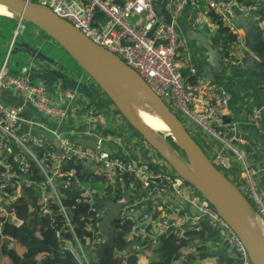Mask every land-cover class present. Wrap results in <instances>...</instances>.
<instances>
[{"label": "built area", "instance_id": "1", "mask_svg": "<svg viewBox=\"0 0 264 264\" xmlns=\"http://www.w3.org/2000/svg\"><path fill=\"white\" fill-rule=\"evenodd\" d=\"M29 1L48 7L94 43L121 58L139 73L174 113L191 124V135L198 131L214 142L215 146L207 147L215 150L211 153L221 166L219 169L264 218V188L258 183L257 169L234 134L235 121L230 118L228 123L225 122L229 96L219 85L206 82L199 74L188 53L189 43L178 29V18L187 8L193 9L194 25L205 22L217 29L219 23L210 20L212 14L219 16L221 25L234 36L233 50L222 56L221 61L244 66V51L248 50L245 32L230 20V16L237 12L249 14L253 6H243L237 0H165V9L171 17V22L165 23L158 22L152 7L155 0ZM255 19L263 29V19L259 15ZM184 70L196 75L195 83L185 80ZM2 91H10L18 96L43 117L28 120L32 128L40 129L39 135L31 131L22 132L21 123L25 119L21 114L24 107L3 101ZM67 96L71 98V94ZM67 116V107L54 104L42 82L33 81L24 74H12L5 65L0 68V229L5 222L16 227L23 223L17 217L15 204L26 188L34 186L37 214L50 217L53 214L52 206L57 205L63 221L61 231H57V245L60 250H71L81 264H90L89 249L106 241L98 228L106 206L95 204L103 198L119 203L118 213L112 222L117 236L124 230L134 235L132 241L127 240L125 260L133 253L141 255L146 247L157 244V236L151 234L155 230L150 225L154 212L159 211V234H172L181 239L188 230L199 231L201 225L206 224L221 235L226 241L225 245L233 248L232 264H252L240 238L215 207L186 183L134 130L137 138L143 139L145 147L128 143L134 146L131 152H115V148H119L118 138L112 140L110 147L106 143L108 137L91 127L100 125L105 128L108 123L106 116L100 112L88 114L84 117L79 135L93 140L96 145L83 146L73 140L72 135L77 130L67 126ZM247 117L264 134L260 110L252 109ZM71 161L86 167L97 166L101 170H89L90 174L80 179L76 168L67 165ZM85 180L90 183L96 181L98 187L84 186ZM56 183L73 193L68 199V210ZM71 183L77 188V194L71 189ZM125 195L129 196L127 200ZM79 205H86L84 211L74 214ZM150 216L151 220L146 224L145 220ZM80 224L91 232V241L83 237ZM61 233L71 237H64ZM189 253H193L191 249H183L178 260H184Z\"/></svg>", "mask_w": 264, "mask_h": 264}, {"label": "water", "instance_id": "2", "mask_svg": "<svg viewBox=\"0 0 264 264\" xmlns=\"http://www.w3.org/2000/svg\"><path fill=\"white\" fill-rule=\"evenodd\" d=\"M0 6L5 7L10 13H0V15L29 22L61 46L100 87L125 121L140 134L146 143L186 183L193 186L215 207L240 238L252 264H264V218L258 214L223 171L215 166L177 114L150 89L136 70L114 53L94 43L69 21L57 16L40 3L29 0H0ZM152 7L158 22H171V17L165 9V0L153 1ZM253 13L251 11L248 15L237 14L231 17V21L245 33H254L258 28ZM205 31L202 33L190 29L185 31V34L189 39L201 44L200 55L203 57L198 56L196 62L192 61L203 79L212 82L214 74L222 73L224 66L219 52L207 40L208 29L206 28ZM148 35L151 36L152 33L149 32ZM263 49L264 35L262 40L249 46L251 54L244 59L247 67L257 72L263 70L264 73V65L257 58L259 51ZM145 116L156 117L164 124L166 130L155 128ZM225 122L228 123L229 119L225 118ZM92 126L105 134L100 125ZM73 140L83 146L95 147L96 145L93 140L80 136L74 137ZM71 189L77 194L78 190L74 183H71ZM128 198L129 196L125 195V199ZM95 204L106 206V212L98 227L101 234L106 237V241L96 248L89 249V252L104 258L105 249L115 245L114 241L118 232L112 227V222L118 213L119 203L110 198H103L97 200ZM85 207L86 205H79L74 214L83 212ZM135 214L137 215L138 212ZM150 220L151 216L145 220V223H149ZM45 227L51 232L50 242H47L44 236L37 234L36 226L29 227L24 223L18 225L16 239L22 235L28 237V242L37 243L35 246L37 252L40 247L45 248L50 253L47 257L53 261L57 260L56 264H81L71 250L59 249L57 231L51 226L49 217ZM225 244L226 241H223L220 246ZM237 261L241 262V259Z\"/></svg>", "mask_w": 264, "mask_h": 264}, {"label": "crops", "instance_id": "3", "mask_svg": "<svg viewBox=\"0 0 264 264\" xmlns=\"http://www.w3.org/2000/svg\"><path fill=\"white\" fill-rule=\"evenodd\" d=\"M254 1L256 6H253L252 9V12H254V19L259 15L264 22V0ZM192 13L193 9L187 8L179 16L178 29L185 37V31L192 29L205 33V29L207 28V40L210 41V43H212L217 49L221 59V57L226 55V53L230 50H224L222 46V49L215 46L216 44L214 45L210 37H208L210 26H208L205 22L200 23L203 25V29L200 28V25H194L192 21ZM237 14L243 13L237 12L236 15ZM236 15L230 16V20L231 17ZM0 17H3L5 20H7L4 22L14 23L15 27L17 26L19 29L22 27L20 24L22 21L2 15H0ZM210 21L215 23L213 20ZM256 24L257 27L260 28L257 22ZM16 29L14 30V33H16ZM260 29L264 31V28ZM44 35L40 36L41 40H39L38 44L34 43L37 40L36 37L33 38L31 43L26 42L25 40L17 42L16 49H18L19 54H25L28 58L26 65H20L19 60L16 59L10 66H8L9 61L6 58L0 68L5 65L6 70L12 74H24L33 81L42 82L46 86L53 103L67 107L68 116L66 117L65 122L69 128L77 130V132H74L72 135V138L76 136L82 137L79 134L83 129L84 117L86 115L100 112L108 118V121L110 122L109 124L112 125V128L108 129L107 127H102L105 131V134L101 133L100 131L99 133L110 137L112 140H116L114 137V132L121 129L122 131L120 133V138H118V142L122 143L123 145L118 143L119 148L116 147L115 152H131L134 149V146L131 147L128 145V143L133 144V142H135L137 138L135 132L131 130L130 127H128L125 120L118 114L117 109L110 99L101 91L100 87L80 67L79 69L82 71V73L67 70L63 67L60 59L49 53L51 51L49 46L53 45V41L49 36L46 34ZM13 36L10 39V44L14 38ZM2 39L5 40L4 36ZM186 39L189 43L188 53L190 54V58L196 62V58L198 56L203 57L200 55V51L202 49L201 44L196 40L189 39L188 37ZM47 45H49L48 48L43 50V48ZM3 46H6L5 43ZM244 52L246 54L245 56L251 54L249 49L245 50ZM7 54H9V51H7L6 55ZM253 57L255 56L253 55ZM257 58L259 59V57ZM223 66L224 70L222 73L214 74V80L212 82L216 85H219L229 96L227 118H231L232 121H235L236 126L234 129V134L239 139L240 147L247 153L253 166H255L257 169L258 183L264 188V134L262 133V130L247 117L252 109H259L264 121L263 70L257 72L247 67L246 63L244 66H235L223 63ZM208 67L210 68V66ZM67 94H71V98L68 97ZM1 98L3 101L13 105H23L24 110L22 111L21 117L25 120L21 123L22 132L27 133L31 131L35 135L40 134V129L32 128L28 123L30 118H43L31 105L23 103V101L18 96L12 94L10 91H2ZM91 127L93 128V126ZM194 135H198L206 146L216 145L214 142H210L209 139H204V136L198 131H195ZM43 138H45V136ZM135 146H137V144ZM138 147H145L143 141L142 145ZM211 149L212 152H215L213 147H211Z\"/></svg>", "mask_w": 264, "mask_h": 264}, {"label": "trees", "instance_id": "4", "mask_svg": "<svg viewBox=\"0 0 264 264\" xmlns=\"http://www.w3.org/2000/svg\"><path fill=\"white\" fill-rule=\"evenodd\" d=\"M241 5L243 6H255L254 0H237ZM256 7V6H255ZM260 11V10H259ZM261 12V11H260ZM262 13V12H261ZM212 20L216 23H219V27L215 29L214 33L215 36L212 40L215 46L217 47H223L224 50H231L234 48V36L232 33L226 28L221 25V21L219 16L212 14ZM42 32V31H41ZM262 40V34L261 30L258 29L254 33H246L245 34V42L249 48V46L257 41ZM259 59L261 60L262 64L264 65V49L262 51H259ZM184 78L189 83H195L196 81V75L190 74L187 70L183 71ZM102 91V90H101ZM103 92V91H102ZM104 93V92H103ZM105 94V93H104ZM106 95V94H105ZM124 119V118H123ZM187 129V128H186ZM188 130V129H187ZM135 131V130H134ZM136 132V131H135ZM190 133V132H189ZM138 134V132H137ZM140 135V134H138ZM193 137V135H191ZM194 138V137H193ZM195 139V138H194ZM169 140H171L169 138ZM196 140V139H195ZM198 143V142H197ZM178 148V147H177ZM67 165L73 166L77 170V174L80 179H85L84 176H88L90 174L89 170L87 173H85V167L84 165L78 163V162H70ZM36 188L34 186H30L24 190V193L22 197L19 199V201L15 204L16 206V214L17 217L20 218L24 224H26V219L28 217L31 218L32 226H36L37 232L40 234V236H44L46 238L47 242L51 241V232L49 229L45 227V224L47 222V216L46 215H38V205L35 202V197L37 195L35 194ZM64 203L69 205V201L65 200ZM31 207V208H30ZM53 214L49 217L51 226L56 231H61L62 228V217L61 213L57 211V206L53 205ZM76 217L74 221H77ZM27 225V224H26ZM80 227L82 228L83 237L86 240L91 241L92 234L90 231H87L86 229H83L82 224H80ZM18 233V228L10 223H3L2 228L0 229V246L1 253L4 256H7L10 259V262L8 264H56L57 260L53 261L47 255L43 256L41 258V263L37 261V256L42 250H46L43 247H40L38 252L36 251L35 246L37 245L36 242H28V237L22 235L21 237L17 239H21L24 241V244L26 246V251L19 255L18 252L15 250V247L8 246L7 243L4 244L5 237L11 236L13 238H16ZM8 234V235H7ZM64 237H71L70 235H67L65 233H61ZM125 230L120 232L119 235L115 239V246L121 249H125L127 246L126 244L128 241L125 240ZM214 234V232L209 228L208 225L204 224L201 225V229L199 231H195L194 229H190L187 231L186 236L184 238L178 239L172 234L167 233H160L157 235V244L154 246L155 251H157V257L154 259H150V264H173L174 261H176L180 255V252L183 249H190V247H193L195 245L191 244V240L193 239H199L202 240L205 236L209 237L210 235ZM6 235V236H4ZM221 244V243H220ZM219 244V246H220ZM15 245V243H14ZM197 247V246H196ZM111 247H107L105 249L106 256L104 258H99V261L97 264H116V260L113 259L110 252ZM47 254H50L46 250ZM209 254L206 252V250L197 251L196 254L189 253L186 255L184 261V264H190V261H193L195 258L204 260ZM139 260V254H131L129 255L126 260L125 264H137ZM218 264H232V259L230 257H221L218 260Z\"/></svg>", "mask_w": 264, "mask_h": 264}, {"label": "rangeland", "instance_id": "5", "mask_svg": "<svg viewBox=\"0 0 264 264\" xmlns=\"http://www.w3.org/2000/svg\"><path fill=\"white\" fill-rule=\"evenodd\" d=\"M4 21H7V20H5V18H3V17H0V43H1L0 44V66L4 63V60L6 58L9 61L8 66H10L16 59L19 60L20 65H22V66L26 65L28 58L25 54H19L18 49H16L17 42H21L22 40L23 41L25 40L26 42L31 43L33 38L36 37L37 40L34 43L38 44L39 40H41L40 36L44 35V34H42L43 32L41 33V31L39 30L40 31V33H39L37 28H35L29 22L22 21L20 23L22 27H20V29H19L17 26L15 27L14 23L4 22ZM197 25H200V28L203 29L202 24H197ZM15 29H16V33H14ZM214 30H215V28L213 26L209 27L208 37H210V39H213L215 36ZM36 31H37L38 35H37ZM13 34H14V36H13ZM3 36H4L5 40L2 39ZM12 36L14 38L12 40V43L10 44V39L12 38ZM52 41H53V45H50V46L47 45L43 48V50H45L49 46L51 49V51L49 53H51V55L55 56L56 58L60 59L62 62V65L65 69L70 70V71H75L78 73H82V71L79 69L78 64H76L75 60L61 46H59L53 39H52ZM4 43L6 45L5 47L3 46ZM7 51H9V54L6 55ZM177 116L183 122V124L188 129V131L191 133V130H193V128L191 127V124H189V123L187 124V122L185 120H183V117L181 115H179L178 113H177ZM109 123L110 122L108 121V124L105 125V127H107L108 129H111L112 125ZM127 125H128V127H130V129L134 130L133 127H131L128 123H127ZM188 125H189L190 129H189ZM121 131H122L121 129L116 130L114 132V137L120 138ZM202 135L204 136V139L207 138L204 134H202ZM193 137L196 139V141L199 143V145L202 147V149L206 152V154L209 156V158L213 161V163L218 168L221 169V166H219V164L214 159V157L211 153L212 149H208V147L204 144V142L200 139V137L198 135H193ZM106 143L111 146L112 139L110 137H108L106 140ZM133 144L134 145L137 144V146H141L142 141L140 139L136 138V140H135V142H133ZM113 148H115V147H113ZM150 150L153 151L152 149H150ZM94 168H98L101 170V168L97 167V166H88V167H85V173H87L88 170H93ZM230 178H232V177H230ZM55 185H56L58 193L61 196L63 202L65 200H68L70 197H72L73 193L71 191H65L62 188V186L59 185L58 183H56ZM89 185H93L95 187H98V183L96 181H93V183H90L89 180H85L84 186H89ZM188 188H191V187H188ZM106 194L109 195V193H106ZM55 206H57V205H55ZM65 206L68 210V204L67 205L65 204ZM160 220H161L160 212L155 211L153 214V221L150 225V228L154 229L155 231H151V234L156 235V236L159 234L160 227L158 224H159ZM26 224H27V226L32 225L30 217H28L26 219ZM37 234L40 235L38 232H37ZM4 236H6V235H4ZM124 238L126 241L127 240L132 241L134 239V235L132 233H126ZM222 242H223V239H222L221 235L218 233H214V234L210 235L209 237L205 236L202 240H199V239L191 240V244L195 245L193 247H190V249L192 250L193 253H196V251L199 249H200V251L203 249V250H206V252L209 255L206 257V259H204V261L203 260L199 261L197 258H195L193 261H190V264H203V263H205V264H218V260L221 257L227 256V257L232 258V256H233V250L232 249L233 248L230 245L219 246V244ZM6 243L8 246L10 245V247L14 246L15 250L18 252L19 255L23 254L26 251V246L24 245V241L21 239H16V238H13L11 236H6L4 244H6ZM13 243H15V245H13ZM2 245L3 244H1L0 246H2ZM109 247H111V246H109ZM133 248H134V246L132 247V249ZM110 252H111V256L113 257V259H116L117 264H124L125 263V249L118 248L114 245L111 247ZM38 255L39 256H37V261L39 263H41V258L43 256L47 255V252H46V250H42ZM155 257H157V251H155V247L154 246H148L144 249V251L141 253V255H139V260H138L137 264H150L149 263L150 259H154ZM9 260L10 259L7 256L2 255L1 249H0V264H8L10 262ZM88 261L90 264H97L99 261V257L94 255V254H88ZM84 264H87V263L85 262ZM173 264H184V261H183V259H179V260L177 259L176 261H174Z\"/></svg>", "mask_w": 264, "mask_h": 264}, {"label": "bare ground", "instance_id": "6", "mask_svg": "<svg viewBox=\"0 0 264 264\" xmlns=\"http://www.w3.org/2000/svg\"><path fill=\"white\" fill-rule=\"evenodd\" d=\"M0 13L10 14L9 11L5 7H3V6H0ZM145 118L155 128L166 130V127L164 126V124L159 119H157L156 117H147V116H145Z\"/></svg>", "mask_w": 264, "mask_h": 264}, {"label": "clouds", "instance_id": "7", "mask_svg": "<svg viewBox=\"0 0 264 264\" xmlns=\"http://www.w3.org/2000/svg\"><path fill=\"white\" fill-rule=\"evenodd\" d=\"M258 28V27H257ZM261 34H262V30H261ZM249 49V48H248Z\"/></svg>", "mask_w": 264, "mask_h": 264}, {"label": "flooded vegetation", "instance_id": "8", "mask_svg": "<svg viewBox=\"0 0 264 264\" xmlns=\"http://www.w3.org/2000/svg\"><path fill=\"white\" fill-rule=\"evenodd\" d=\"M209 157V156H208Z\"/></svg>", "mask_w": 264, "mask_h": 264}]
</instances>
